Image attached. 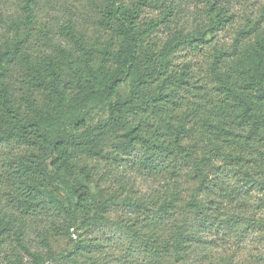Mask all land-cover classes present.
<instances>
[{"label":"trees","instance_id":"obj_1","mask_svg":"<svg viewBox=\"0 0 264 264\" xmlns=\"http://www.w3.org/2000/svg\"><path fill=\"white\" fill-rule=\"evenodd\" d=\"M119 2L114 0L105 8L109 16L106 25L114 34L105 43L101 58L80 44L70 26L66 30L77 45L76 54L61 59L24 58L29 87L33 88L28 94L15 96L10 84L8 64L24 53L20 51L22 42L15 40L13 48L6 51L5 63L0 64V144L27 149L15 159L16 167H10L7 179L18 184L15 193L27 214L37 207V196L46 192L44 183L51 185L50 181L58 180L68 190L70 228L90 229L98 219L103 220L97 216L99 211L107 214L111 206L122 204L132 209L133 215L123 226L141 239L142 253L153 262L163 264L172 258L173 264H204L205 258H189L195 252L193 244L204 243L202 231L213 227L210 219L220 223L222 204L229 199L218 176L232 166L243 169L251 165V176L247 173V177L264 192V179L253 174H264V34L255 29L254 39L247 38L246 44L237 37L231 52L216 50L209 74L196 75L188 64L172 66L165 54L157 59V44L144 40L148 30L139 33L136 16L128 15ZM228 2L209 3L214 18L210 29L197 31L196 37L181 34L183 38L175 36L170 42L199 47L208 31L221 29L230 21ZM154 3L138 0L134 10L138 13L141 7ZM31 20L29 15L27 24ZM251 32L250 28L240 34L251 38ZM115 41L122 42V48L119 61L113 65L111 47ZM139 53L147 57L142 69ZM126 81L130 88L124 96L120 87ZM151 85H156L154 93H148ZM38 91L42 98L39 104L35 101ZM97 105L107 108L108 118L89 126L88 113ZM116 128L121 142L110 153L105 152L101 135ZM135 147L140 148L141 156L131 169L159 177L164 181V192L146 200L126 197L121 203L118 197L124 195L125 188L108 195L92 192L91 185L107 182L116 166L109 168L107 164L101 172L94 163H122ZM78 175L83 180L69 182ZM49 198L52 204L61 205L52 195ZM231 205L228 202L226 206ZM192 211L197 214L196 222L188 223ZM225 218L238 221L239 216ZM16 228L12 218H0V247L13 234L18 236ZM147 231V235L142 234ZM103 247L92 240L78 241L63 258L78 264V256ZM32 255L35 264L46 263L40 255Z\"/></svg>","mask_w":264,"mask_h":264},{"label":"rangeland","instance_id":"obj_2","mask_svg":"<svg viewBox=\"0 0 264 264\" xmlns=\"http://www.w3.org/2000/svg\"><path fill=\"white\" fill-rule=\"evenodd\" d=\"M137 1L120 0L118 5L122 10L126 9L128 15L136 16V21L141 25L139 33L148 30L144 40L157 44L156 58L165 54L172 66L188 64L196 75L209 74L216 50L231 52L237 37L241 44H246L247 38L254 39L255 29L264 34V0H230L228 14L231 19L223 28L208 31L199 47L183 41L175 45L170 42L172 37L183 38L181 34L196 37L197 31L204 32L214 25V18L209 12V3L214 0H155L153 5L141 7L138 13L134 10ZM113 3L114 0H0V64L5 63L6 51L13 48L15 40L22 42L20 51L24 52L8 64L11 67L10 84L15 90L14 95L28 94V89H33L29 87L25 57L30 60L46 56L61 59L62 56L77 53V45L66 30L69 26L80 44L93 49L95 56L101 58L105 43L114 34L106 25L109 16L105 13V8ZM29 15L32 20L27 24ZM153 21L158 22V25H150ZM250 28L251 38L241 36V32ZM121 43L115 41L111 47L113 65L120 59ZM156 58L149 67L150 71L156 64ZM146 60V55L139 53V69H142ZM129 88V81H126L120 87V93L127 96ZM155 90L156 85H151L148 93H154ZM39 93L35 95L38 104L42 100ZM107 118V108L97 105L89 111L87 124L97 126ZM119 133V128L103 131L101 136L105 152L110 153L121 142ZM26 151L25 146L0 144V218H12L17 225L15 230L19 232L18 236L13 234L0 247V264H35L32 255L35 253L46 261L45 264H73L63 256L71 252L78 241L87 243L89 240L105 247L78 256V264H158L142 253L141 239L135 238L123 226L122 223L129 218L132 220L133 215L132 209L122 204L111 206L107 214L99 211L97 216L103 220L98 219L97 225L90 229L70 228L72 220L66 210L68 190L55 180L50 181L51 185L44 183L46 192L37 196V207L25 213V206L19 204L15 193L18 184L14 185L12 180L7 179V172L10 167H16L15 159L25 155ZM129 154L122 163H94L101 172L107 164H110L109 168L116 166L107 182L91 185L92 192L100 194L103 191L104 195H108L125 188L124 195L118 197L119 203L126 197L146 200L164 192V181L159 177L141 175L131 169V164L141 156L140 148L131 149ZM247 173L251 176V165L243 169L232 166L227 173L218 176L217 179L223 182V187L230 194V200L222 204L220 223L210 219L213 227L202 231L204 243L193 244L192 250L195 249V252L189 260L205 258L204 264H264V192L257 185H251V177H247ZM253 174H257V179H264L261 171ZM78 180H83V177H72L69 182L75 184ZM49 195L61 205L52 204ZM228 202L233 205L226 206ZM226 214H235L239 219L229 221L225 218ZM196 215L192 211L186 221L196 222ZM251 221L254 222L252 225ZM143 233L147 235L149 231ZM20 244L28 248L29 253ZM163 264H173V259L169 258Z\"/></svg>","mask_w":264,"mask_h":264}]
</instances>
